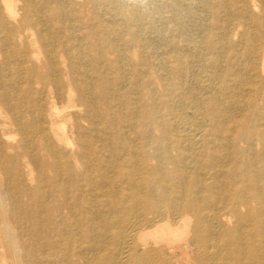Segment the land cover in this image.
<instances>
[{"label": "bare ground", "instance_id": "obj_1", "mask_svg": "<svg viewBox=\"0 0 264 264\" xmlns=\"http://www.w3.org/2000/svg\"><path fill=\"white\" fill-rule=\"evenodd\" d=\"M0 264H264V0H0Z\"/></svg>", "mask_w": 264, "mask_h": 264}, {"label": "rangeland", "instance_id": "obj_2", "mask_svg": "<svg viewBox=\"0 0 264 264\" xmlns=\"http://www.w3.org/2000/svg\"><path fill=\"white\" fill-rule=\"evenodd\" d=\"M130 1H134V2H137V3L142 4V5H144V4L147 5V3H148V5L152 6L153 2L160 3L162 0H130Z\"/></svg>", "mask_w": 264, "mask_h": 264}]
</instances>
